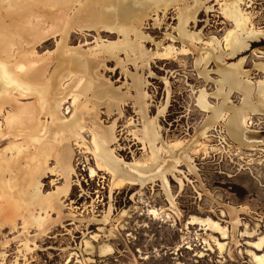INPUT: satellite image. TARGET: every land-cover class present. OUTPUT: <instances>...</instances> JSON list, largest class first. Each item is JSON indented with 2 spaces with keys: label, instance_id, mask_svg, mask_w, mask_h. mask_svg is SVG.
<instances>
[{
  "label": "rangeland",
  "instance_id": "1",
  "mask_svg": "<svg viewBox=\"0 0 264 264\" xmlns=\"http://www.w3.org/2000/svg\"><path fill=\"white\" fill-rule=\"evenodd\" d=\"M258 257L264 0H0V264Z\"/></svg>",
  "mask_w": 264,
  "mask_h": 264
},
{
  "label": "bare ground",
  "instance_id": "2",
  "mask_svg": "<svg viewBox=\"0 0 264 264\" xmlns=\"http://www.w3.org/2000/svg\"><path fill=\"white\" fill-rule=\"evenodd\" d=\"M259 245V244H258ZM257 247V246H256ZM256 257V256H255ZM258 261L262 264L263 263V259L258 257Z\"/></svg>",
  "mask_w": 264,
  "mask_h": 264
}]
</instances>
